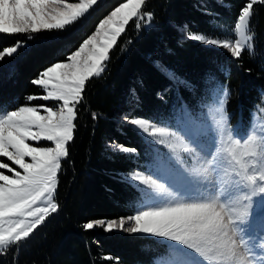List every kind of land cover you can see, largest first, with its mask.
I'll use <instances>...</instances> for the list:
<instances>
[{
  "label": "trees",
  "instance_id": "1",
  "mask_svg": "<svg viewBox=\"0 0 264 264\" xmlns=\"http://www.w3.org/2000/svg\"><path fill=\"white\" fill-rule=\"evenodd\" d=\"M126 0H104L64 30L0 34V50L22 42L0 60V112L43 95L31 81L64 61L99 22ZM244 0H147L110 50L99 77L86 82L77 106L74 140L62 160L52 213L27 239L0 253V264H152L166 244L148 236L85 230V222L133 217L141 192L128 174L144 170L155 152L130 124L172 121L182 108L196 112L212 82L228 91L230 125L246 124L264 104V4L249 21L250 48L237 55L188 39L236 40L234 21ZM236 42V41H235ZM42 104L41 100H35ZM93 114L96 118L93 119Z\"/></svg>",
  "mask_w": 264,
  "mask_h": 264
},
{
  "label": "rangeland",
  "instance_id": "2",
  "mask_svg": "<svg viewBox=\"0 0 264 264\" xmlns=\"http://www.w3.org/2000/svg\"><path fill=\"white\" fill-rule=\"evenodd\" d=\"M6 3L0 0V10ZM206 40L234 56L251 42ZM227 100V89L212 82L196 112L183 107L172 121L159 124L132 120L155 152L151 164L127 176L141 192V204L133 217L95 227L166 244L167 253L152 264H264V104L246 124L230 125Z\"/></svg>",
  "mask_w": 264,
  "mask_h": 264
},
{
  "label": "snow or ice",
  "instance_id": "3",
  "mask_svg": "<svg viewBox=\"0 0 264 264\" xmlns=\"http://www.w3.org/2000/svg\"><path fill=\"white\" fill-rule=\"evenodd\" d=\"M258 0H244L239 8L233 31L240 40L247 36L249 21ZM99 0H7L0 10V34L15 35L41 30H64L90 12ZM146 0H126L102 19L94 32L64 61L48 66L31 83L43 95L27 96L29 104L0 114V253L19 245L58 211L54 193L62 160L69 155L74 140L78 105L83 100L86 82L105 70L110 50L126 31L129 21L138 23L152 13H144ZM264 4V0H259ZM188 39L214 44L203 35ZM22 42L0 50V60L12 56ZM220 46V45H215ZM34 100L55 101V106L31 105ZM96 116L93 114V119ZM48 142V146H38ZM15 165L17 167H12ZM19 169V170H18ZM99 222H85L91 230Z\"/></svg>",
  "mask_w": 264,
  "mask_h": 264
}]
</instances>
